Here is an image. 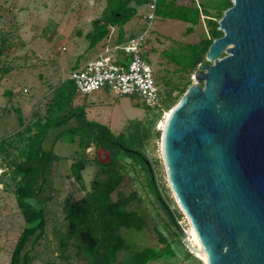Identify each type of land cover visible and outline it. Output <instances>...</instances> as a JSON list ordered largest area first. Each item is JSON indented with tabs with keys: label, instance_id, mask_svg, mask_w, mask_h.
<instances>
[{
	"label": "rangeland",
	"instance_id": "obj_1",
	"mask_svg": "<svg viewBox=\"0 0 264 264\" xmlns=\"http://www.w3.org/2000/svg\"><path fill=\"white\" fill-rule=\"evenodd\" d=\"M224 1L175 0L178 4H174L172 0H157L150 26L146 18L148 3L131 19L137 33L147 29L141 55L152 67L162 100L176 97L172 108L186 92H181L184 84L195 81L196 71L186 72L192 62L194 45L199 46L203 39L210 37L209 30L213 27L210 19L219 22ZM107 3V0H0V264H10L13 249L25 226L14 192L15 182L11 178V162L23 158L20 152L27 141L20 140L15 134L23 129L18 121V109L28 125L46 116L54 87L68 78L73 69L102 51L107 40L90 47L87 33L92 31L93 20L102 16ZM69 86H75L74 82L70 81ZM77 105L85 109L89 120L108 125L116 133L124 132L137 142L148 132L160 110L141 104L136 95H120L107 87L89 93L77 91L72 106ZM172 108L162 111L147 138L146 150L164 195L170 199L172 208L180 209L167 180L162 154L163 123L166 112ZM76 123L73 118L53 127L43 142L44 147H53L61 156L54 176L57 191L47 205L50 222L54 218L58 226L64 217L62 204L65 197L69 194L80 197L85 193L72 173L71 164L81 157L87 160L82 176L86 188L90 189L98 169L94 158L109 159L106 151L96 149L94 145L82 150L78 142L58 140L53 143L60 131ZM36 130L34 127L33 131ZM3 138L8 141L4 150L1 149ZM12 139L16 140L15 146H10ZM126 161L130 162L126 163L128 171L114 197L136 190L139 199L128 208L144 215L146 226L143 230L122 229L130 248L119 252L118 261L132 264L135 251L152 247L159 253H155L147 264H206L186 244L185 237L192 238L193 228L187 216L180 209L181 230L172 224L148 187L140 165L128 157ZM52 229L51 222L48 240L40 246L42 254L40 256L41 251L36 253L39 258L32 264H92L90 257L74 246L66 251L60 249ZM159 231L166 236L167 245L160 243ZM30 246L29 242L27 248Z\"/></svg>",
	"mask_w": 264,
	"mask_h": 264
},
{
	"label": "water",
	"instance_id": "obj_2",
	"mask_svg": "<svg viewBox=\"0 0 264 264\" xmlns=\"http://www.w3.org/2000/svg\"><path fill=\"white\" fill-rule=\"evenodd\" d=\"M219 29L166 118L163 161L208 264H264V0H233Z\"/></svg>",
	"mask_w": 264,
	"mask_h": 264
},
{
	"label": "trees",
	"instance_id": "obj_3",
	"mask_svg": "<svg viewBox=\"0 0 264 264\" xmlns=\"http://www.w3.org/2000/svg\"><path fill=\"white\" fill-rule=\"evenodd\" d=\"M148 1L107 0L108 3L102 16L93 20V29L87 33L90 47L107 40L112 27L115 26L119 28L118 41H121L123 26ZM172 1L174 4H178L175 0ZM232 4L233 0H225L218 16L222 17L223 12ZM210 24L213 25L209 30L210 37L203 39L199 46L194 45L192 62L186 69L189 74L196 71L199 63L205 61L212 41L223 35V31L218 29V21L211 18ZM70 81L74 82L72 79L66 78L54 87V95L48 104L46 116L39 117L32 124L25 123V119L18 109V121L23 129H19L15 134L20 140L26 139L27 141L20 152L23 158L11 162L13 165L11 178L15 182L14 192L25 226L13 249L10 264H32L39 258L36 253L39 254L41 251V256L40 246L48 240V229L51 222L53 224L52 231L58 237V245L63 251L74 246L82 254L89 256L92 264H126L118 261L119 252L130 248L123 236L122 229L143 230L146 226L144 215L128 208L131 203L139 199L136 190H132L128 194L118 193L117 197H114L115 191L124 181L125 172L128 171L126 163L130 162L126 161L127 157L134 159V163L137 162L140 165V169L146 175L148 187L165 210L171 223L180 229L178 220L182 212L179 208H172L170 199L164 195L154 164L149 159L146 150L147 138L156 121L163 110L172 108L176 97L171 96L167 101H163V107L155 115L148 132L143 134L137 142L134 137L128 136L124 132L116 133L108 125L89 120L85 109L79 105L72 106V99L77 88L76 85L69 86ZM190 83H185L181 92L184 93L191 85ZM73 118L77 122L76 125L60 131L53 143L55 144L58 140L78 142L82 150L94 145L96 149L106 151L109 159L103 161L97 156L94 158L98 169L90 189L86 188L82 176V170L85 168L87 160L81 157L71 164L72 173L81 183L85 193L80 197L71 194L65 197L62 204L64 217L58 226L56 219L53 218L50 222L47 205L57 191L54 186V176L61 156L54 152L53 147H44L43 142L49 130L66 124ZM34 127L37 128L36 131H33ZM6 142L8 143L6 138H3L1 149L4 150ZM15 142L14 139L10 140V146H15ZM103 175L105 177H102ZM159 240L164 245L168 243L166 236L161 231H159ZM29 242L31 246L27 248ZM155 253H159V250L152 247L137 250L133 253L132 264H147L150 259L155 257Z\"/></svg>",
	"mask_w": 264,
	"mask_h": 264
},
{
	"label": "built area",
	"instance_id": "obj_4",
	"mask_svg": "<svg viewBox=\"0 0 264 264\" xmlns=\"http://www.w3.org/2000/svg\"><path fill=\"white\" fill-rule=\"evenodd\" d=\"M156 7L157 0L148 1L146 18L149 26L154 19ZM146 33L147 29L124 43L106 47L73 69L68 78L74 81L77 91L89 93L107 87L120 95H136L138 101L148 107L162 108L163 100L152 67L141 55ZM114 52H122L124 60L115 58Z\"/></svg>",
	"mask_w": 264,
	"mask_h": 264
},
{
	"label": "crops",
	"instance_id": "obj_5",
	"mask_svg": "<svg viewBox=\"0 0 264 264\" xmlns=\"http://www.w3.org/2000/svg\"><path fill=\"white\" fill-rule=\"evenodd\" d=\"M122 31H123V37H122L121 41H118L119 28L117 26L112 27L110 35H109V37L107 39V42H106L105 46L103 47L102 51L106 47L110 48V47L114 46L115 44L124 43V42L128 41L132 36L138 34L137 33V28L134 26V24L131 22V20L128 21L123 26ZM102 51H100V52H102ZM100 52L96 53L94 56L98 55ZM114 57L119 59L120 61L124 60V55L122 54V52H115L114 53Z\"/></svg>",
	"mask_w": 264,
	"mask_h": 264
},
{
	"label": "bare ground",
	"instance_id": "obj_6",
	"mask_svg": "<svg viewBox=\"0 0 264 264\" xmlns=\"http://www.w3.org/2000/svg\"><path fill=\"white\" fill-rule=\"evenodd\" d=\"M170 112H171V110L166 112V118L169 116ZM164 125H165V123H163V126ZM190 243L192 244V246L197 247L196 250H193V253L197 257L202 259L206 264H208V255H207L206 251L203 249L202 244L200 242V239H199L194 227L192 228V238L190 239Z\"/></svg>",
	"mask_w": 264,
	"mask_h": 264
}]
</instances>
